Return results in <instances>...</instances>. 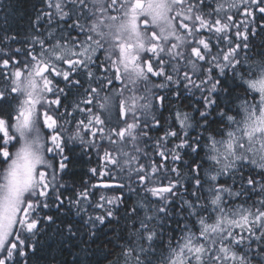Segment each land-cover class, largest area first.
Returning a JSON list of instances; mask_svg holds the SVG:
<instances>
[{
  "label": "snow or ice",
  "instance_id": "snow-or-ice-1",
  "mask_svg": "<svg viewBox=\"0 0 264 264\" xmlns=\"http://www.w3.org/2000/svg\"><path fill=\"white\" fill-rule=\"evenodd\" d=\"M35 12L22 41L0 28V264H41L49 232L79 249L75 264H93L102 240L119 249L110 264H264V52L250 46L264 0H40ZM72 88L80 98L65 105ZM181 88L199 106L177 110L149 145L157 90ZM105 139L130 190L154 200L121 214L122 196L63 197L69 145ZM182 155L196 157L187 183ZM65 203L80 226L58 223Z\"/></svg>",
  "mask_w": 264,
  "mask_h": 264
},
{
  "label": "trees",
  "instance_id": "trees-1",
  "mask_svg": "<svg viewBox=\"0 0 264 264\" xmlns=\"http://www.w3.org/2000/svg\"><path fill=\"white\" fill-rule=\"evenodd\" d=\"M38 7H40V0H0V28H7L11 33L18 34V40L22 41L24 39L25 32L30 28L31 21L35 18V8ZM256 23L258 25L264 24V20H261L258 17ZM256 31L258 33L257 35L254 37L250 36V46H255L252 47L251 50L253 53L264 52V31H260L259 28H257ZM10 46L12 48L21 47V44L16 43ZM213 51H215V49ZM241 55H244V53L241 52ZM216 72H218V70L214 71L213 74L215 75ZM81 79H83V77H81ZM227 84L235 88V92L233 93L234 95L243 94V88L237 87L238 82L234 83L231 79H229ZM60 86H64L62 82ZM120 86V83L116 82L113 85V88L119 90ZM149 87H151V84ZM67 91L69 94L67 99L63 101L65 105H71L75 100L80 98L77 93V89L72 88ZM180 91V97L176 98L171 92L166 90H157V94L163 95L166 98L163 101V106L159 107L158 110L155 111V115L161 121V127L158 129L154 128L150 132L152 139L149 141V145L154 143L155 139L163 135L164 131L168 129L169 124H171L173 121V114L177 110L192 114V109L199 106V92L193 90L192 93H189L184 91L183 88H181ZM113 119H115V117H113ZM173 143H175V141H173ZM69 147L71 148V151L67 154L71 159V164L65 170V173L60 174L62 177L61 183L64 185V187L60 189L63 197L74 198L75 195L82 191L85 187L89 188L90 191L95 192L94 199L96 200H98L100 195H105L109 198L114 196H122L124 204L121 205V214L123 213L124 207H131L142 199L150 198L154 200V198H151L149 194L145 193L143 188H140L138 191L130 190V187L131 189H136L137 185L132 182L129 187L130 181L128 180L127 174L121 172L118 165H113L109 162L108 158L105 156V153L111 152L114 158L117 157L118 153L115 150L116 146L108 143L106 139L103 142V146L100 145L98 140L97 147L92 149H88L87 147L80 145L78 142L75 144H70ZM141 147H143V145H141ZM148 154L156 161L157 164L160 163L159 157L153 156L151 149H149ZM195 159V156L189 158L188 156L182 155L181 162L175 165L185 177V180L183 181L185 183H187V180L190 179L189 166ZM141 162L145 165H149L152 163V160L145 159ZM168 166H173L170 160L168 161ZM3 167L4 164L0 163V169ZM93 168L97 169V174L95 175H93V173L90 171V169ZM101 173H103V175ZM247 174L248 173L246 172L245 176H247ZM171 178L172 177H170V179ZM134 179L135 178H133V180ZM98 181L118 182V185L123 184L125 186L119 187L117 185L111 186L107 189L103 187L93 188L92 186L96 185V182ZM165 183H167V181H165ZM231 183L232 181L228 180V184ZM151 186L153 185H149V187ZM188 187L189 190H191L190 184ZM256 198L257 197L255 196L253 197V199ZM239 202L240 201H236V203ZM177 203H179L178 200ZM52 211L55 212V208H53ZM61 221L64 224L71 223L74 226H80L81 223L80 217L75 215V208H73L71 211H68L67 203H65L64 209L60 214L58 223ZM123 223L124 222L121 221L119 225L115 223L109 225V230H106L107 238L115 239V234L110 229H120L123 227ZM40 239L42 241L43 254L45 256V260L41 261V264H45V262H47V264H51L53 258H55V264H75L77 254L79 253L78 248L72 247L70 243L61 246L51 238V232H49L47 236L40 237ZM97 246H99L100 251L97 252L92 258L93 264H97L98 261L102 262V264H110V261L114 260L119 252L118 248H114L106 244L103 240L98 241L97 245H93V248H96ZM105 251H110L112 253L108 260H104Z\"/></svg>",
  "mask_w": 264,
  "mask_h": 264
},
{
  "label": "water",
  "instance_id": "water-1",
  "mask_svg": "<svg viewBox=\"0 0 264 264\" xmlns=\"http://www.w3.org/2000/svg\"><path fill=\"white\" fill-rule=\"evenodd\" d=\"M104 183L110 184L111 186H117L119 184L118 182L98 181L96 182V185H102Z\"/></svg>",
  "mask_w": 264,
  "mask_h": 264
},
{
  "label": "rangeland",
  "instance_id": "rangeland-1",
  "mask_svg": "<svg viewBox=\"0 0 264 264\" xmlns=\"http://www.w3.org/2000/svg\"><path fill=\"white\" fill-rule=\"evenodd\" d=\"M9 70H11V69H3V71H5V72H7ZM12 151H14V149H12Z\"/></svg>",
  "mask_w": 264,
  "mask_h": 264
},
{
  "label": "bare ground",
  "instance_id": "bare-ground-1",
  "mask_svg": "<svg viewBox=\"0 0 264 264\" xmlns=\"http://www.w3.org/2000/svg\"><path fill=\"white\" fill-rule=\"evenodd\" d=\"M9 4V3H8Z\"/></svg>",
  "mask_w": 264,
  "mask_h": 264
}]
</instances>
